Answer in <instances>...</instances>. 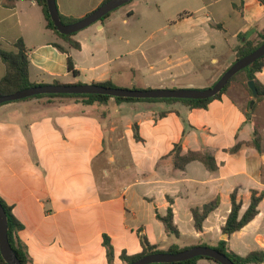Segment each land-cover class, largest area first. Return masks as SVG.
Segmentation results:
<instances>
[{
    "label": "crops",
    "instance_id": "crops-1",
    "mask_svg": "<svg viewBox=\"0 0 264 264\" xmlns=\"http://www.w3.org/2000/svg\"><path fill=\"white\" fill-rule=\"evenodd\" d=\"M56 1L60 14L80 20L106 0ZM121 10L76 33L75 49L47 27L37 2L0 0V48L16 52L22 39L38 84L204 90L236 62L240 35L255 44L264 35L260 0H132ZM6 73L0 58V80ZM245 78L207 108L114 98L89 105L76 97L0 105V197L24 226L18 236L31 264H111L105 236L112 264H123V253L141 254L143 237L162 251L228 240L240 256L264 252V199L246 227L223 233L234 193L240 216L254 191L264 194V98L249 118ZM257 78L264 85V69ZM255 131L261 150L248 145ZM178 149L212 154L216 169L200 161L176 168ZM216 200L197 230L193 210ZM169 208L179 237L158 218Z\"/></svg>",
    "mask_w": 264,
    "mask_h": 264
},
{
    "label": "trees",
    "instance_id": "trees-1",
    "mask_svg": "<svg viewBox=\"0 0 264 264\" xmlns=\"http://www.w3.org/2000/svg\"><path fill=\"white\" fill-rule=\"evenodd\" d=\"M31 1H35L37 2L39 6H41L45 19L47 21V27L49 29L53 30L58 35L59 38L66 41L72 48H75V49L81 48L80 43H78L77 41L73 39V36L76 34L63 35L60 32H58L53 21L51 20V16L48 10L47 0H31ZM107 1L108 0H106L105 2ZM260 2L264 6V0H260ZM111 14L112 13L106 15L101 21H105L107 18L110 17ZM60 15H61L62 22L65 25L73 24L79 21V19L65 17L62 14ZM240 40H241V45L238 47L236 51L237 52L236 61L244 58L245 56L251 54L256 49H258L264 43V35L261 37V40L257 44L247 39L245 35H240ZM55 47H57L59 50L63 52H66V49L63 48L59 44H55ZM16 49H17L16 52H9V51H5L0 48V58L2 59V61L4 62L7 68V73L5 77L0 80V96L12 95L16 92L44 84V83L42 84L34 83L30 80V58H29L28 50L22 39H20L16 43ZM263 69H264V57H262L261 59L256 61L251 66L241 71V72H244V71L246 72L247 86L251 93L252 91L248 85V82L249 81L255 82L256 87L258 89V97L256 101L264 98V85L257 78V73L261 72ZM69 70L73 72L74 74L79 73L75 69V65L71 59H69ZM241 72H239L238 74H240ZM237 75H235L231 79V81L228 83V85L224 88V90L221 93H219L218 95L210 99H203V100L201 99H198V100H192V99L140 100V99H132V98H114V99L117 102H144V101H147V102H183L192 108H207L208 105L213 100L220 98L221 95L224 94L228 90V88L230 87L231 83L235 80ZM53 84L60 85L61 83L59 81H56ZM98 85L105 86V87L118 88L111 82L99 83ZM40 97H49V98L76 97V98L84 99L85 103L89 105L94 104L96 102L105 103L112 98L110 96H105V95H39V96L27 98V99L40 98ZM27 99H24V100H27ZM255 108H256V105L254 106L253 111L255 110ZM253 111H251L250 114H252ZM248 145H253L259 150H261V137L257 131H255V138L250 143H248ZM237 148L238 147H236L235 149ZM180 152H181L180 149H178L175 155V166L178 169H181V170L184 169L187 166V164L193 161L202 162L210 171H214L216 169V163H215L214 157L212 154L208 152L206 153L189 152L188 154L183 155V156L180 155ZM263 199H264L263 193L259 194L258 192L254 191L252 193L251 204L249 208L247 209V211L245 212L243 216H240L242 203L238 200L237 194L234 193L232 195V209L228 216L226 224L223 227L224 235L230 238L234 233L241 231L252 220H254V218L259 213L258 207ZM0 202L2 206L4 207L6 214H7L8 237H9L10 244L22 264H31L30 257L28 253L26 252L25 247L20 242L19 236H18L19 232L24 228V226L14 215L12 207H10L1 197H0ZM218 206H219V201L216 200L212 203L205 205L202 209L193 210V217L195 220V227L197 230L203 229L204 221L213 211H215L218 208ZM158 218L164 223L168 234L174 235L176 237L180 236V232L178 228L176 227V225L174 224V214H173L172 208H169L166 216L164 217L159 216ZM104 245L107 250L108 260L112 264L114 260V249L111 244L110 238L107 236H105ZM142 245H143L144 251L141 254L129 256L126 253H123L121 255L123 264H130L149 254H156V253H161V252L179 253L184 250L193 248V247H188V248L181 249L177 246H173L168 251H162L158 249L157 246L151 245L148 239L145 237L142 238ZM214 249L228 256L235 264H264V252L255 251L243 257L230 250L228 240L220 241L218 246L214 247ZM202 259H207V260L216 262L215 260L208 258V257H196V258L183 261V262H179V263H163V264H198V262ZM216 263L219 264L218 262ZM0 264H8L5 261V259L2 257L1 252H0Z\"/></svg>",
    "mask_w": 264,
    "mask_h": 264
},
{
    "label": "water",
    "instance_id": "water-1",
    "mask_svg": "<svg viewBox=\"0 0 264 264\" xmlns=\"http://www.w3.org/2000/svg\"><path fill=\"white\" fill-rule=\"evenodd\" d=\"M132 0H108L98 9L79 21L65 25L62 22L60 11L56 0H47L49 14L58 32L63 35L76 34L91 25L100 22L106 15L129 4ZM264 57V43L251 54L236 61L211 88L204 90L196 89H126L105 87L98 84H43L29 89L16 92L12 95L0 96V105L24 100L39 95H105L112 98H132V99H210L221 93L228 85L231 79L242 70L254 64ZM248 85L253 94V100L250 103V111H253L258 89L254 81H249ZM252 118V114L249 115ZM228 237V236H226ZM227 239V238H226ZM0 252L8 264H22L13 250L8 237L7 214L0 202ZM196 257H208L219 264H235L228 256L218 250L208 246H197L179 253L161 252L146 255L130 264H163L179 263Z\"/></svg>",
    "mask_w": 264,
    "mask_h": 264
},
{
    "label": "rangeland",
    "instance_id": "rangeland-1",
    "mask_svg": "<svg viewBox=\"0 0 264 264\" xmlns=\"http://www.w3.org/2000/svg\"><path fill=\"white\" fill-rule=\"evenodd\" d=\"M127 5H128V4L122 6L123 8L120 7V9H122L121 11H124V9H126ZM244 76L246 77V72H245V71H244V72H241L240 74H238V75L236 76L235 80H238V79H240V78H242V77H244ZM245 81H246V78H245ZM245 86H246V88L248 89L247 81H246ZM196 90H200V89H196ZM259 100H260V99H259ZM214 263H216V262H214Z\"/></svg>",
    "mask_w": 264,
    "mask_h": 264
}]
</instances>
